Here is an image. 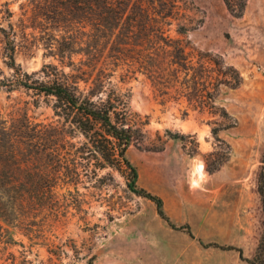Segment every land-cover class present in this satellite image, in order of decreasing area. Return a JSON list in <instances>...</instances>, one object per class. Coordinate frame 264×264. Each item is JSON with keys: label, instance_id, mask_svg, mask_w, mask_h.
I'll use <instances>...</instances> for the list:
<instances>
[{"label": "rangeland", "instance_id": "374dc122", "mask_svg": "<svg viewBox=\"0 0 264 264\" xmlns=\"http://www.w3.org/2000/svg\"><path fill=\"white\" fill-rule=\"evenodd\" d=\"M4 3L1 26L19 33L23 21L30 36L17 65L29 74L60 67L50 50L59 34L54 23L34 19L29 0ZM232 4L235 14L225 0L156 3V11L173 13L168 34L184 40L195 62L204 58L220 83L208 107L163 103L142 75L120 84L136 120L148 123L126 157L137 168V186L163 200L169 221L131 190L126 170L101 169L93 159L79 175L62 169L55 179L51 150L33 146L27 207L20 221L4 225L17 244H0V264H264V0ZM181 26L186 35L178 33ZM10 74L0 61V79ZM52 105L33 91L0 90L3 115L25 111L34 123L48 124L56 120Z\"/></svg>", "mask_w": 264, "mask_h": 264}, {"label": "trees", "instance_id": "16d2710c", "mask_svg": "<svg viewBox=\"0 0 264 264\" xmlns=\"http://www.w3.org/2000/svg\"><path fill=\"white\" fill-rule=\"evenodd\" d=\"M29 1L34 19L53 22L59 33L50 50L56 49L61 66L44 65L32 74L23 71L15 57L20 50H29L27 27L21 21L23 29L17 33L12 24L7 29L0 24V61L11 71L0 79V90L33 91L52 98L56 120L34 123L25 111L0 113V244H17L4 225L20 221V211L27 207L33 146L51 150L50 172L55 179L62 169L79 175L80 166L93 159L101 169L126 170L132 177L131 190L154 202L159 215L169 221L163 200L137 186V168L126 157L130 146L143 136L141 126L148 123L136 120L139 116L129 108L130 92L120 84L142 75L163 103L186 100L202 109L214 101L220 87L211 76L213 69L201 56L195 62L184 40L168 34L173 13L156 11V3L169 0ZM225 2L235 14L232 0ZM0 6L8 4L1 5L0 0ZM244 9L245 3L240 5V16ZM4 12L6 19L13 16L9 8ZM187 32L184 26L178 30L181 35ZM118 73L120 81L115 83ZM78 137L83 138L80 145L72 142ZM62 149L68 156L67 167Z\"/></svg>", "mask_w": 264, "mask_h": 264}]
</instances>
